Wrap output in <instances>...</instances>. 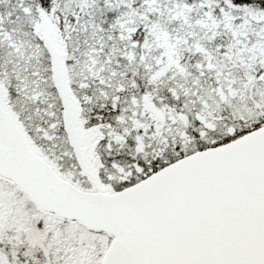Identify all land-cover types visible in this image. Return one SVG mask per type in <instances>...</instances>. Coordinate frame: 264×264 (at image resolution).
<instances>
[{
  "label": "snow or ice",
  "instance_id": "snow-or-ice-1",
  "mask_svg": "<svg viewBox=\"0 0 264 264\" xmlns=\"http://www.w3.org/2000/svg\"><path fill=\"white\" fill-rule=\"evenodd\" d=\"M0 264H264V0H0Z\"/></svg>",
  "mask_w": 264,
  "mask_h": 264
}]
</instances>
